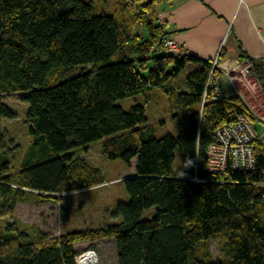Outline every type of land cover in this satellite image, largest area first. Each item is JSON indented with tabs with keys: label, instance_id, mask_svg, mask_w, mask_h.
Masks as SVG:
<instances>
[{
	"label": "trees",
	"instance_id": "1",
	"mask_svg": "<svg viewBox=\"0 0 264 264\" xmlns=\"http://www.w3.org/2000/svg\"><path fill=\"white\" fill-rule=\"evenodd\" d=\"M94 1L0 0V123L15 115L3 96L19 94L32 137L31 158L16 171L0 144V211L10 215L23 188L55 202L103 183L102 171L79 155L101 139L102 157L134 161L121 180L127 200L111 213L118 222L55 237L5 220L0 264H76L75 244L101 239L114 241L116 264H264L263 143L253 140L252 170L208 169L215 131L245 114V105L234 93L214 97L222 71L210 60L163 47L171 33L159 0ZM187 67L178 90L172 81ZM156 91L182 115L175 135L155 137L146 124ZM126 98L134 102L123 109L118 101ZM59 214L66 220L68 210ZM213 240L216 258L195 256Z\"/></svg>",
	"mask_w": 264,
	"mask_h": 264
},
{
	"label": "rangeland",
	"instance_id": "2",
	"mask_svg": "<svg viewBox=\"0 0 264 264\" xmlns=\"http://www.w3.org/2000/svg\"><path fill=\"white\" fill-rule=\"evenodd\" d=\"M94 2L95 5H99L103 3V0H95ZM183 50L182 53H186L184 48ZM210 62L212 63V60ZM188 69V67L184 69L178 78L172 81L176 89H183L180 81L181 79L184 81ZM224 80L221 81L224 82ZM156 93L151 97V101L146 107V124L151 127L155 137H162L167 134L175 135L179 129L182 115L178 119L179 113L171 110L166 95L160 91H156ZM227 93H233V90ZM3 99L15 115L14 118L5 119L0 123V144L3 149L10 151L12 170L16 171L22 159H30L32 154L30 145L32 137L29 135L28 126L25 123L27 104L19 94L4 95ZM133 102L132 98H126L118 101V105L123 109H128ZM252 124L255 125V122L252 121ZM257 133H262L260 127L257 129ZM259 140L264 144V135H261ZM101 142L102 139L90 143L88 147L80 150L79 155L84 156L90 165L98 167L102 171L105 177L103 183L80 191L58 194L59 199L55 202L39 201L35 195L28 193L27 188H23L26 193L21 200L17 201L11 214L0 211V224H4L5 220L12 217L28 229L35 228L44 234L55 237L64 232L85 230L118 222L119 219L113 218L111 213L117 202L127 200V194L121 180L133 174L134 161H131V165L128 166L119 159L113 161L105 159L100 151ZM175 154V168L180 169L181 160L178 150ZM228 164L229 160L227 161L229 167L230 164ZM61 207L68 210L66 220H63L59 214ZM153 211L154 208L144 211L143 218L150 217ZM75 249L80 256L94 249L98 264H116V249L112 239H101L94 243L78 242L75 244ZM206 251L214 258L217 257L215 240L207 246H197L195 256L205 258Z\"/></svg>",
	"mask_w": 264,
	"mask_h": 264
},
{
	"label": "crops",
	"instance_id": "3",
	"mask_svg": "<svg viewBox=\"0 0 264 264\" xmlns=\"http://www.w3.org/2000/svg\"><path fill=\"white\" fill-rule=\"evenodd\" d=\"M156 10L188 54L212 60L221 51L222 64H251L254 72L261 64L258 70L264 72V0H159ZM222 79L220 90L232 95L230 83ZM254 127L259 139L264 131L258 134L260 126Z\"/></svg>",
	"mask_w": 264,
	"mask_h": 264
},
{
	"label": "built area",
	"instance_id": "4",
	"mask_svg": "<svg viewBox=\"0 0 264 264\" xmlns=\"http://www.w3.org/2000/svg\"><path fill=\"white\" fill-rule=\"evenodd\" d=\"M163 47L173 53L182 54L183 46L173 37L163 42ZM212 66L222 71L224 78L230 83L233 93L240 98L246 107V113L236 120L222 124L217 130V143L208 147V169L213 172H224L227 161L235 170H252L255 166L253 140L257 137L252 121L264 130V81L250 70V64H217V57L212 60ZM214 97L223 95L219 80L216 81ZM195 181H200L195 178ZM89 255L97 263L96 252L89 250L85 255H77L76 263L82 264L83 258Z\"/></svg>",
	"mask_w": 264,
	"mask_h": 264
},
{
	"label": "bare ground",
	"instance_id": "5",
	"mask_svg": "<svg viewBox=\"0 0 264 264\" xmlns=\"http://www.w3.org/2000/svg\"><path fill=\"white\" fill-rule=\"evenodd\" d=\"M235 64H237L236 62H230V64H229V66H233V65H235ZM240 115H238L237 117H239ZM215 136L217 137V132L215 131ZM86 257H87V260H86V258H83L81 261H83L84 260V262H82V264H93V262H94V258H90V256L89 255H86Z\"/></svg>",
	"mask_w": 264,
	"mask_h": 264
},
{
	"label": "clouds",
	"instance_id": "6",
	"mask_svg": "<svg viewBox=\"0 0 264 264\" xmlns=\"http://www.w3.org/2000/svg\"><path fill=\"white\" fill-rule=\"evenodd\" d=\"M261 129H262V128H261ZM262 131H264V130L262 129ZM256 135H257V134H256ZM256 138H258V135H257ZM92 250H94V249H92ZM94 251H95V250H94ZM77 255H78V254H77ZM77 255H76V256H77ZM75 260H76V257H75ZM97 263H98V262H97ZM76 264H77V263H76Z\"/></svg>",
	"mask_w": 264,
	"mask_h": 264
},
{
	"label": "flooded vegetation",
	"instance_id": "7",
	"mask_svg": "<svg viewBox=\"0 0 264 264\" xmlns=\"http://www.w3.org/2000/svg\"><path fill=\"white\" fill-rule=\"evenodd\" d=\"M244 65H246V64H244ZM250 66H251V64H250ZM250 68V67H249ZM250 70L252 71V73H255L251 68H250ZM256 74V73H255Z\"/></svg>",
	"mask_w": 264,
	"mask_h": 264
}]
</instances>
